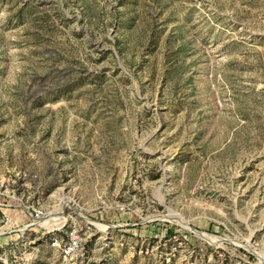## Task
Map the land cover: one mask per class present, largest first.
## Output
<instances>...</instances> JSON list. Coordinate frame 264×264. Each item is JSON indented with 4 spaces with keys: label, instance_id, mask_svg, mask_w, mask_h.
<instances>
[{
    "label": "rangeland",
    "instance_id": "1",
    "mask_svg": "<svg viewBox=\"0 0 264 264\" xmlns=\"http://www.w3.org/2000/svg\"><path fill=\"white\" fill-rule=\"evenodd\" d=\"M193 249L264 264V0H0V264Z\"/></svg>",
    "mask_w": 264,
    "mask_h": 264
},
{
    "label": "built area",
    "instance_id": "2",
    "mask_svg": "<svg viewBox=\"0 0 264 264\" xmlns=\"http://www.w3.org/2000/svg\"><path fill=\"white\" fill-rule=\"evenodd\" d=\"M59 214H63L64 216L63 219L65 221L68 220L67 212L64 213L63 208L61 209L60 213H58V215ZM47 215H48L47 212L44 211L43 209L33 208V211L31 213L32 223L29 226L38 225V221L45 220ZM69 217L71 216L69 215ZM72 220L73 221L71 225H69L67 229L63 231L64 236L61 237V233H60L58 236H55L52 239V242L50 243L52 249L58 251L63 258L70 259L71 261L78 259L82 250V245L84 241H86L87 238L92 235L93 227H94L92 222L82 215H80L79 219L72 218ZM64 224L65 223L62 222L63 227ZM63 227L57 229V232H60V230L62 231ZM54 232H56V229L49 231V234H55ZM206 252L207 251H197L196 249H193V251L191 252V256L193 257V255H196V257L194 258V261L191 262V264H198L197 256L200 255L201 257H203L204 255L207 254ZM5 264H24V263L20 261H15L13 263H5Z\"/></svg>",
    "mask_w": 264,
    "mask_h": 264
},
{
    "label": "bare ground",
    "instance_id": "3",
    "mask_svg": "<svg viewBox=\"0 0 264 264\" xmlns=\"http://www.w3.org/2000/svg\"><path fill=\"white\" fill-rule=\"evenodd\" d=\"M68 202V201H67ZM65 205V204H64ZM60 215H63V214H59V215H57V216H60ZM52 217V216H51ZM51 217H49V218H51ZM49 218H47V219H45V220H42V221H38V224L40 225V226H43L44 227V222L46 221V220H48ZM62 219H63V217H62ZM61 219V220H62ZM61 220H57V222H58V224L60 223L59 221H61ZM54 222H56V221H54ZM53 222V223H54ZM181 224H182V226L186 229V230H188V231H190V232H195V233H197L196 231H194L193 229H191L190 228V226L187 224V223H185L184 221H179ZM51 224V223H50ZM52 225V224H51ZM199 236H201V237H205L206 238V236H203V234H199V233H197Z\"/></svg>",
    "mask_w": 264,
    "mask_h": 264
},
{
    "label": "trees",
    "instance_id": "4",
    "mask_svg": "<svg viewBox=\"0 0 264 264\" xmlns=\"http://www.w3.org/2000/svg\"><path fill=\"white\" fill-rule=\"evenodd\" d=\"M68 88L62 89L60 90V92H65Z\"/></svg>",
    "mask_w": 264,
    "mask_h": 264
}]
</instances>
